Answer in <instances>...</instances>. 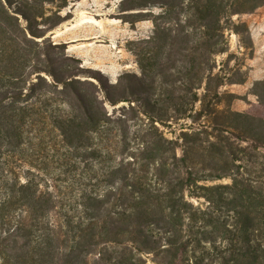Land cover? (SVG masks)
<instances>
[{"label": "trees", "instance_id": "obj_1", "mask_svg": "<svg viewBox=\"0 0 264 264\" xmlns=\"http://www.w3.org/2000/svg\"><path fill=\"white\" fill-rule=\"evenodd\" d=\"M69 1L0 0V264H264V116L231 108L216 61L264 0H123L154 31L140 76L98 85L36 41Z\"/></svg>", "mask_w": 264, "mask_h": 264}, {"label": "rangeland", "instance_id": "obj_2", "mask_svg": "<svg viewBox=\"0 0 264 264\" xmlns=\"http://www.w3.org/2000/svg\"><path fill=\"white\" fill-rule=\"evenodd\" d=\"M128 3L123 0H70L68 6L60 12L62 17L68 15L69 19L36 41L47 40L53 45L64 44L65 54L79 60L74 65L84 69L83 75L77 77L81 81L87 80L96 85L99 81L115 84L123 74L140 76L133 49L138 41L152 36L154 23L147 19L136 21L137 17L133 13L137 11H124ZM49 9L56 10L55 7ZM161 11L159 7L150 10L151 15H158ZM233 20L237 24H246L248 34L240 37L234 32H228L229 54L218 55L216 61L222 67L228 55H231L230 67L238 68V73L233 77L242 82L225 85L222 91L236 96L231 103L234 111L264 116V108L258 105L257 97L253 94L254 84L264 81V6L252 14L235 16ZM21 22L26 26L27 23L22 18ZM247 37L248 41L244 44L242 39L246 41ZM41 76L50 81L45 73H41ZM32 78L37 80L36 75ZM120 106L122 104L118 105ZM64 108L66 107L62 104H54L52 107L55 111ZM108 109L111 112L113 108ZM179 128L178 125L166 128L167 137L177 136ZM106 137L108 139H104ZM115 139L112 134H106L103 138L102 134L95 135L94 143L101 148L105 144L111 148L115 146ZM178 153L181 151L178 150ZM228 183V178H222L208 184Z\"/></svg>", "mask_w": 264, "mask_h": 264}]
</instances>
